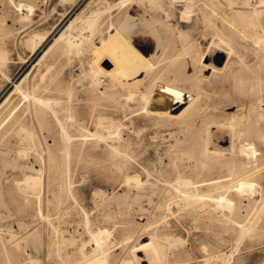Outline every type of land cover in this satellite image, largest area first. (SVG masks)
I'll use <instances>...</instances> for the list:
<instances>
[{"label": "rangeland", "instance_id": "1", "mask_svg": "<svg viewBox=\"0 0 264 264\" xmlns=\"http://www.w3.org/2000/svg\"><path fill=\"white\" fill-rule=\"evenodd\" d=\"M119 1L0 0V50L7 54L3 69L9 76L0 85V264H149L136 259L148 249L139 245L151 238L167 254L159 264H210L202 259V245L217 249L211 260L264 264V43L256 41L264 23L255 27L236 15L252 9L250 0H213L216 8L209 0ZM90 15L95 27L86 23ZM71 24L77 38L91 36L79 54L62 52L61 35ZM127 37L138 46L112 47ZM155 52L159 67L186 60L192 80L177 82L200 91L201 107L181 117L153 116L143 98H127L126 85L111 83L115 93L90 91L92 63L128 76L146 69V57ZM151 74L139 87L149 86ZM50 81L60 82V127L47 118L31 123L33 99L17 90L22 85L38 95ZM69 96L72 110L63 105ZM17 116L27 119L24 133L13 123ZM61 123L72 135L68 156ZM115 127L120 136L108 137ZM38 173L41 192L35 183L23 184L26 175ZM220 176L226 179L222 186L179 183ZM241 179L254 181L255 188L236 190ZM185 191L206 196L187 202ZM223 192L231 208L213 199ZM99 228L111 234L100 246L91 234Z\"/></svg>", "mask_w": 264, "mask_h": 264}, {"label": "bare ground", "instance_id": "2", "mask_svg": "<svg viewBox=\"0 0 264 264\" xmlns=\"http://www.w3.org/2000/svg\"><path fill=\"white\" fill-rule=\"evenodd\" d=\"M127 0H121L117 3V5H122L125 4ZM211 7L212 8H216L218 7L217 3H214L213 0H209ZM89 2V1H88ZM227 2L229 4H234L237 3V1L234 0H227ZM109 4V3H108ZM248 4L250 5L249 8H252L250 10H244V9H239L237 10V14L241 15V17L244 19L245 17L247 18V22L251 23L252 25H254L255 27L259 26V22L262 21L264 23V1L263 0H250L248 2ZM187 5V4H186ZM21 6V5H20ZM190 6V5H189ZM188 6V7H189ZM24 10L28 7H26L25 5H23ZM19 8V7H18ZM21 8V7H20ZM142 8V7H141ZM187 8V7H186ZM189 8H187L188 10ZM191 9V7H190ZM189 9V11H190ZM22 10V8H21ZM29 10V8H28ZM31 10V9H30ZM186 10V9H185ZM135 11V10H134ZM171 11V10H170ZM173 11V10H172ZM188 11V12H189ZM30 12V11H28ZM186 12L187 11H183L182 13V17L186 16ZM26 15L28 14L27 11L25 13ZM24 14V15H25ZM140 14V11L136 14H134V16H137ZM172 14L175 15V13L173 12ZM217 14V13H216ZM25 15V16H26ZM96 15V14H95ZM95 15H90L86 19V23L87 25H90L91 27H95V22L93 21V17ZM168 15V13H167ZM27 17V16H26ZM132 17V16H131ZM226 18H228V15H225ZM234 17V15H233ZM233 17H230L228 19L234 20ZM130 18V17H129ZM26 19V18H25ZM126 20V19H125ZM129 20V19H128ZM181 21L184 22V19H181ZM73 22V21H72ZM84 22V21H81ZM195 22V21H194ZM125 23V21H124ZM145 23V22H144ZM143 23V24H144ZM234 23V22H233ZM261 23V22H260ZM70 24V23H69ZM82 24V23H81ZM85 24V23H83ZM131 24V23H130ZM113 25V24H112ZM146 25V24H145ZM85 26V25H84ZM73 24H71L69 26V29H67V31H64V33L61 35V38L65 39V46L63 47V53H68L70 52L72 49H77V51L80 50L81 45L83 44V41L86 39H89L91 36L88 35H80V38H77L76 35L72 34V30H73ZM87 28V27H86ZM85 28V29H86ZM89 28V27H88ZM87 28V29H88ZM125 26L122 27L120 26L121 32H123L125 29ZM142 28V27H141ZM86 29V30H87ZM112 29V27H111ZM189 29V28H188ZM85 30V31H86ZM134 30V28H133ZM76 31V30H75ZM80 31V30H79ZM81 31H84L81 30ZM84 31V32H85ZM113 31V29L111 30ZM110 31V32H111ZM119 32V30H117ZM67 33V34H66ZM87 33V32H86ZM182 33V32H181ZM76 34V33H75ZM79 34V33H78ZM82 34V33H81ZM88 34V33H87ZM115 33H112V39L114 38ZM128 34V33H127ZM124 35V34H123ZM126 35V34H125ZM130 35V34H129ZM110 36V34H109ZM131 36V35H130ZM124 37V36H123ZM253 37H255L253 35ZM130 38V37H129ZM146 38V36H145ZM56 39V38H55ZM133 39V37H132ZM135 39V38H134ZM255 39V38H254ZM60 41V38L57 39L56 43L58 44V42ZM131 41V40H130ZM128 37L127 38H123L121 39V41L118 42V44H116L115 46H112L113 48L117 49V48H121L124 47L128 44H130L131 46H135L132 45L130 43ZM134 41V40H133ZM145 41V40H144ZM203 41V40H202ZM258 43L262 44L264 43V34H257V40ZM109 41L103 40L102 41V45H106L108 44ZM132 42V41H131ZM93 44V43H92ZM46 45V44H45ZM192 43L190 42L189 44L186 45L185 49L192 47ZM138 46V45H136ZM86 47V46H85ZM144 49V48H142ZM186 51V52H187ZM80 52V51H79ZM185 52V51H184ZM185 52V53H186ZM199 52V51H198ZM201 52V50H200ZM188 53V52H187ZM202 53V52H201ZM261 53V52H259ZM79 54V53H77ZM156 52L152 53L150 55H148L145 59V62H147L149 64V66L144 69V70H138L137 72L130 74L128 76H119L116 74L111 73L110 71H108L107 69L103 68L100 64H94L92 63L91 66H89V68H92L86 71L90 72V78H91V85H89L90 91L92 92V94L95 95H103L105 94L107 91V89H112L110 91H112L113 93H115V89H113L112 87H110L113 82L120 84V86H128L126 87L129 91L126 92V95L128 94L127 98H133L136 97L137 99L139 97L144 99V104H143V108L145 110V112L149 115H153V116H173V117H181V116H186L190 113L193 112V110H195L198 107H201L200 104V99H201V93L200 91H195L193 89H188L184 86H181L178 82L177 79L178 78H188L191 79V73L190 76L187 73L186 70H184L183 66L184 64H186V60L184 61H178V58H173L170 60V62L166 65H162V66H157L156 62H154V56L156 57ZM7 54H5L2 50H0V85L2 84V82L4 81V79H9L8 74L6 73V71L3 69L4 67H7V61H6V56ZM179 55V54H178ZM186 55V54H185ZM199 55V54H198ZM158 56V55H157ZM180 56V55H179ZM197 56V55H196ZM195 56V57H196ZM204 56V55H203ZM60 57V52L56 55H54V59L52 60V63H47L46 66L51 68V66L58 61ZM204 58V57H203ZM229 58V57H228ZM195 58H191V61H193ZM198 60V59H197ZM260 60V59H259ZM200 61V59L198 60ZM204 61V60H203ZM197 63V62H196ZM210 63V62H209ZM191 64V63H189ZM195 64V62H194ZM206 64V63H205ZM212 64V63H211ZM207 65V64H206ZM209 65V64H208ZM207 65V67H209ZM215 64L211 65V68H215L213 67ZM191 66V65H190ZM196 67V66H195ZM203 67L205 68V66L203 65ZM217 67V66H216ZM88 68V67H87ZM203 68V69H204ZM219 68V67H218ZM187 69V68H186ZM202 69V68H201ZM202 69V70H203ZM83 70V69H82ZM189 70V69H188ZM196 70V69H195ZM217 70V69H214ZM85 71V70H84ZM191 71V70H190ZM204 71V70H203ZM202 71V72H203ZM213 71V70H212ZM220 71V70H219ZM237 71V70H235ZM154 73V75L151 74V76H153L151 80V82L149 83V86H145V87H139V82H142V79L148 75L149 73ZM193 72V71H192ZM85 74V72H81V74ZM195 73V71H194ZM143 74L142 78H139V76H141ZM235 75V73H233ZM16 75V74H15ZM37 75V74H36ZM35 75V77H36ZM201 75V74H199ZM212 75V73H211ZM210 75V76H211ZM217 75V74H216ZM199 77V76H198ZM198 77H194V81L196 84H198ZM18 78V77H17ZM151 78V77H150ZM193 78V77H192ZM201 78V77H200ZM209 78V77H208ZM149 79V78H148ZM204 79V78H203ZM202 79V80H203ZM192 80V79H191ZM205 80V79H204ZM112 83V84H111ZM203 83V82H202ZM201 83V84H202ZM203 85V84H202ZM205 87V86H204ZM60 82H47L45 84H43L41 86V88L39 89L38 95H35L34 93L32 94V92L28 91L27 89H24L22 85H17V90L19 92H21L23 94V96L25 98H32L33 99V103L32 105L33 110L31 111V119L30 122L31 123H39L42 124L44 122L43 119L47 118L48 120L52 119V121H54V125L55 126H59L60 127V116H59V108L60 107ZM202 88V87H201ZM206 89V88H205ZM204 89V90H205ZM208 93V92H207ZM206 90H205V94ZM203 94V93H202ZM6 95V94H5ZM201 95V96H200ZM110 98V97H109ZM71 99L70 96L68 98L67 101L63 102L64 105V109L66 110H72V108H74V106L70 103ZM94 101V100H93ZM98 103V102H97ZM134 104V103H133ZM254 106V105H252ZM256 107V106H254ZM261 107V106H260ZM176 109L178 110L176 112ZM90 112V111H89ZM103 113V112H102ZM104 114H102L103 116ZM262 115V114H261ZM104 117V116H103ZM101 118V117H100ZM98 119L99 121H101V119ZM107 118V117H106ZM96 119V120H97ZM105 119V118H104ZM97 120V121H98ZM110 120V119H109ZM27 119H20V117H15L13 120V123L15 125H17L18 128V132H23L28 126L26 125ZM96 123L99 124L100 126H102V122L101 124L100 122ZM108 121V120H107ZM215 121V120H214ZM79 122V121H76ZM216 123V122H215ZM80 124V123H79ZM110 124V123H109ZM108 124V125H109ZM107 125V124H106ZM40 126V125H39ZM62 126V134H63V139H65L67 141V145L66 147L63 149L62 153H64L65 155H69L71 153V144L69 145V143H71L72 140V135L67 131L65 123H61ZM107 128L109 126H106ZM105 127V128H106ZM126 127V126H125ZM194 127V126H193ZM82 128V127H81ZM118 128V127H117ZM116 127L112 129L107 130L106 135L108 137H115V136H120V132L118 131L119 129H117ZM206 128V127H205ZM209 129V128H208ZM27 130V129H26ZM206 130V129H205ZM204 130V131H205ZM43 131V130H42ZM17 132V131H16ZM17 132V133H18ZM25 132V131H24ZM23 132V133H24ZM27 132V136H32V132L31 131H26ZM181 132V131H180ZM16 133V134H17ZM140 133V132H139ZM189 133V131H188ZM203 133V132H202ZM22 133H19V136ZM24 136V135H23ZM26 136V134H25ZM24 136V137H25ZM26 136V137H27ZM96 136V135H95ZM100 136V135H99ZM98 136V137H99ZM22 137V135H21ZM22 137V138H24ZM25 137V138H26ZM104 137V136H103ZM203 137V136H202ZM25 142V141H24ZM181 142V141H180ZM175 143V141H174ZM176 144V143H175ZM179 144V143H178ZM204 147V146H203ZM30 149V148H29ZM25 150V149H24ZM31 150V149H30ZM115 150L117 152L118 149L117 147H115ZM205 150V149H204ZM209 150V149H208ZM231 150V149H230ZM233 150V149H232ZM231 150V151H232ZM204 152V151H203ZM7 154V153H6ZM234 154V153H233ZM3 155V154H2ZM21 155V153H20ZM1 156V155H0ZM25 156V154H24ZM186 156V155H185ZM6 157V156H5ZM182 159V158H181ZM208 159V158H207ZM245 163H248V160H245ZM245 165H243L242 167L244 168ZM68 171V170H67ZM158 173V172H157ZM68 174V173H67ZM180 177V176H179ZM42 177L40 176V174L38 173L37 176H34L32 174L30 175H26V178L23 180V184L24 186L31 187L30 185H32V183L36 184V187H40L41 186V179ZM69 178V177H68ZM178 180H181L180 178ZM183 180V179H182ZM180 181L179 183H183L187 186H191L193 188L198 189L199 186L201 185H212V186H222V183L224 180L226 179H221V176L218 177L217 179H207V180H203V181H192V180H183ZM210 180V181H209ZM177 181V180H176ZM201 182V183H200ZM69 185V184H68ZM71 185V184H70ZM33 186V185H32ZM237 188L236 190H247V191H252L255 188V182L252 180H248V179H241L238 181L237 183ZM30 189V188H29ZM34 191V190H33ZM42 189L39 188L38 192H41ZM32 192V191H31ZM186 195H185V200L187 202H189L190 200H195L198 198H202L204 196H206V194H202L199 193V191L195 192V191H185ZM33 193V192H32ZM35 193V192H34ZM130 193V192H129ZM36 194V193H35ZM127 194V193H126ZM104 197V196H103ZM113 198V197H112ZM116 198V197H115ZM104 199V198H103ZM107 199V198H106ZM128 199V198H127ZM180 199V198H179ZM213 199H215L218 203V207H220L219 205L222 206H227V207H232L233 206V201L231 200L230 197H228V195L223 192V193H218L216 196H213ZM100 200V199H99ZM117 200V198L115 199ZM138 200V199H137ZM119 201V200H118ZM125 202H128L125 200ZM178 202V201H177ZM176 202V203H177ZM182 204V203H181ZM177 206V204H175ZM179 205V204H178ZM183 206V205H181ZM217 206V205H216ZM217 208V207H216ZM169 211V210H168ZM223 211V210H222ZM225 212V211H224ZM226 213V212H225ZM223 215H225L224 213H222ZM231 215V214H230ZM227 216H229L227 214ZM87 219V216H86ZM88 221V220H87ZM80 227V226H79ZM112 233V231H111ZM92 237L94 238V240L96 241V244H98V246H100L102 243L104 244L105 242H107L110 239V232L109 229H103V228H99L97 231H93L92 233ZM176 239V237H175ZM168 240V245L173 246L174 243L170 238H167ZM65 243V242H64ZM108 243V242H107ZM106 244V243H105ZM114 244V243H113ZM62 245V244H61ZM68 245V244H67ZM201 244H199L200 246ZM109 246V245H108ZM140 248H138V250H142V247H146L148 248L147 251H145L143 257H138L137 256V261L140 263V261H148L149 264H159V261L162 259V257L164 255H167L166 252L165 253H161L156 246H154L153 243V238H151V240L149 242H142L140 245ZM138 247V246H137ZM175 247V246H174ZM202 250V259L206 260L208 263L210 264H234L235 259H232L233 257H228L226 258H219L216 260H211L214 257V251H216L217 249L213 248V247H206L204 245H202L201 247ZM134 251V250H133ZM103 254V253H102ZM134 254V253H133ZM230 254V253H229ZM104 255V254H103ZM216 255V254H215ZM230 256H233L230 255ZM136 257V256H135ZM105 258V257H104ZM93 264V263H92ZM105 264V263H104Z\"/></svg>", "mask_w": 264, "mask_h": 264}]
</instances>
